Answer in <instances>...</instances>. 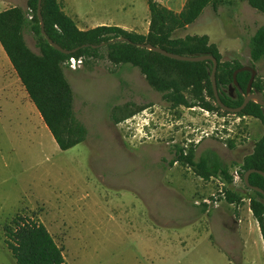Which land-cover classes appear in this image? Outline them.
I'll use <instances>...</instances> for the list:
<instances>
[{
  "label": "rangeland",
  "instance_id": "rangeland-1",
  "mask_svg": "<svg viewBox=\"0 0 264 264\" xmlns=\"http://www.w3.org/2000/svg\"><path fill=\"white\" fill-rule=\"evenodd\" d=\"M119 2L121 15H140L143 9L148 14L146 0ZM11 5L25 7V0H0V11ZM82 10L94 17L114 14L113 8L104 13L90 4ZM262 24L264 14L246 1L233 0L217 11L206 6L173 37L206 35L222 61L252 66L264 88V60L251 62L248 49ZM24 39L38 53L32 36L25 33ZM101 55L76 70L63 69L74 115L86 129L76 146L60 151L43 123L39 132L31 119L17 114L16 105L1 106L0 264H15L4 245L3 227L17 216L46 228L62 249L64 264H215L210 263L217 257L211 245L226 234L218 233L200 212L224 201L218 200V206L201 202L216 192L217 183L171 160L177 147H191L195 161L212 152L229 174L239 173L238 164L262 136L261 123L197 106L172 107L137 68L113 65L105 50ZM239 177L225 189L242 194L239 204L247 210L248 192ZM243 242L248 263L264 264L258 235L245 234ZM240 253L232 251L238 264L244 256Z\"/></svg>",
  "mask_w": 264,
  "mask_h": 264
},
{
  "label": "trees",
  "instance_id": "trees-1",
  "mask_svg": "<svg viewBox=\"0 0 264 264\" xmlns=\"http://www.w3.org/2000/svg\"><path fill=\"white\" fill-rule=\"evenodd\" d=\"M37 1L25 0V7L14 6L0 11V46L60 151L83 142L86 136L84 125L74 115L73 92L63 74L64 63L71 56L82 57L83 64H88L92 60L102 59L101 51L105 50V58L113 65L137 68L147 85L160 93L162 100L172 107L197 106L207 112L231 114L223 111L215 102L210 82L211 61H177L137 45L150 44L185 56L211 55L217 62L215 81L221 102L234 108L240 106L245 97L250 72H238L236 86L232 79L233 72L243 65L237 61H222L217 46L210 43L206 35L173 37L176 31L184 30L193 23L206 6L217 11L219 6L231 4L233 0H186L179 13L163 7L156 0H146L149 24L145 35L115 26L79 30L61 10L58 0H42L40 12L44 30L54 43L66 50L83 44H105L95 49L90 46L80 48L68 55L55 50L40 34ZM243 1L256 12L264 14V0ZM25 33L32 36L38 53L27 46ZM119 38H125L126 41L110 42ZM248 49L251 62L264 60V24L250 37ZM263 90L262 83L255 76L251 91L264 100ZM232 115L257 119L263 127L261 138L238 165L242 185L248 192L249 210L264 240V198L260 193L247 189L243 183L246 171L255 169L264 172V108L249 102L243 110ZM227 142L229 148L234 147L231 140ZM178 162L188 165L203 180L219 177L231 184L228 166L215 153L208 152L195 161L193 148L189 147L185 151L177 147L171 163ZM248 182L264 191L263 176L251 173ZM243 198L232 188L225 189V202L238 205ZM3 236L4 245L15 264H64L62 249L46 228L27 217L12 219L11 225L3 227Z\"/></svg>",
  "mask_w": 264,
  "mask_h": 264
},
{
  "label": "crops",
  "instance_id": "crops-1",
  "mask_svg": "<svg viewBox=\"0 0 264 264\" xmlns=\"http://www.w3.org/2000/svg\"><path fill=\"white\" fill-rule=\"evenodd\" d=\"M93 1L94 0H58V3L64 14L74 21L79 30L85 31L98 26H115L125 31L135 32L141 35L147 33L149 12L147 14L144 9L140 15H138V13L121 15L124 13V8L120 6V0H99L96 3H93ZM156 1L174 13H179L186 0ZM115 2L118 4L116 7L114 6ZM84 4H90L91 7H97L98 9L103 10L104 13L108 11L107 9L113 8L114 14H110V16L104 15L103 17H94L91 13L88 14L83 12L82 6ZM14 6L15 5H11L10 7ZM116 13H119L120 15H116ZM3 105H16L18 111L17 114L27 116L28 119L33 121L34 126H36V124L38 125L39 132L41 131L43 121L35 106L29 100L19 78L0 46V110ZM249 153L250 152H247L245 155ZM245 207V205H233L223 201L216 209L207 213L200 212L201 215L210 218L212 226L215 227L218 233L219 231H223L226 234L223 239H219V243L216 242L217 246H214L213 244L211 245V248L213 251L215 250L217 257L210 263L219 264L223 260L227 264H238L232 257V251L236 249L242 253V256L244 255L241 264H252L250 262L248 263L246 255L248 251L244 246V242L242 243L243 236L248 233H256L258 235V240L264 253V240L261 237L258 224L253 218L251 211L249 209L246 210ZM219 246L227 247L228 250H224L226 252H223V250L218 248ZM228 255H230L231 258Z\"/></svg>",
  "mask_w": 264,
  "mask_h": 264
},
{
  "label": "water",
  "instance_id": "water-1",
  "mask_svg": "<svg viewBox=\"0 0 264 264\" xmlns=\"http://www.w3.org/2000/svg\"><path fill=\"white\" fill-rule=\"evenodd\" d=\"M41 1L42 0H38L37 1V9H36V14H37V18H38V21H39V27H40V34L46 38L48 44L53 47L55 50H57L58 52L64 54V55H68V54H72L74 52H76L77 50H79L80 48H85V47H88L90 46L91 48H99V47H103L105 44L104 43H101L99 45H89V44H83L79 47H76L72 50H66V49H63L61 46H59L58 44L54 43L52 40H50L46 33H45V30H44V23H43V19H42V16H41V12H40V6H41ZM115 41H119V42H123V41H126L125 38H119V39H115L113 41H110V42H115ZM138 47L140 48H145L149 51H152L154 53H158L164 57H167L169 59H173V60H177V61H183V62H202V61H211L212 62V68H211V72H210V82H211V87H212V92H213V96H214V99H215V102L216 104L223 110V111H226L228 113H231V114H236V113H239L241 110L244 109V107L249 103V102H254L258 105H260L261 107L264 108V100L255 92H252L251 91V85H252V82L254 80V77H255V74H256V71L250 67V66H246V65H243L241 66L240 68H238L237 70H235L233 72V75H232V79H233V85H237L236 84V74L240 71H248L250 72V77H249V80H248V83L246 85V89H245V97L241 103L240 106L238 107H228V106H225L220 98H219V94H218V91H217V87H216V81H215V71H216V66H217V62L215 60V58H213L211 55H196V56H185V55H178V54H175V53H171V52H168L164 49H161L159 47H155V46H152L150 44H139L137 45ZM230 90L231 89V86L229 87ZM251 173H257L261 176L264 177V172L260 171V170H255V169H250L248 171H246L243 175V183L245 185V187L249 190H253V191H256L258 193H260L263 198H264V191L261 190L260 188L258 187H255V186H251L248 182V177Z\"/></svg>",
  "mask_w": 264,
  "mask_h": 264
},
{
  "label": "built area",
  "instance_id": "built-area-1",
  "mask_svg": "<svg viewBox=\"0 0 264 264\" xmlns=\"http://www.w3.org/2000/svg\"><path fill=\"white\" fill-rule=\"evenodd\" d=\"M83 64V58L82 57H75V56H71L69 57L64 65L67 69L69 70H76L77 68H80ZM231 176V183L235 184L236 182H238L240 180V174L234 170L232 173H230ZM215 179V183H217V190L215 193H212L210 195L209 199H205L202 200V204L205 205H210L213 204V206H218L217 203H219L218 200H224L225 199V186H226V182L223 181L221 178L219 177H213Z\"/></svg>",
  "mask_w": 264,
  "mask_h": 264
}]
</instances>
